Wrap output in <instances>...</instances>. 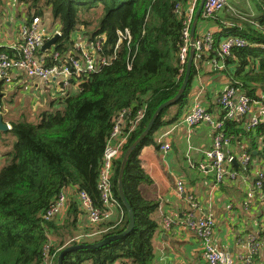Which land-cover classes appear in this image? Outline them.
<instances>
[{
    "label": "trees",
    "instance_id": "1",
    "mask_svg": "<svg viewBox=\"0 0 264 264\" xmlns=\"http://www.w3.org/2000/svg\"><path fill=\"white\" fill-rule=\"evenodd\" d=\"M15 1L26 6L27 22L49 12L59 31L53 48L63 61L65 56L80 54L72 39L75 32H82L87 48L104 59L95 72L80 81L76 91L55 83L57 92L51 105L57 102L60 109L38 111L35 121L27 120L23 113L10 118L8 125L15 139L2 140L6 150L0 167V264H42L46 245L52 264H56L64 247L93 243L126 228L127 210L117 191L120 163L156 109L180 89L188 60L187 57L182 63L179 57L183 45L181 29L190 0ZM236 1L208 18L199 14L197 22L203 20L215 27L211 32L212 47L202 49L198 55L194 52L189 83L182 97L160 112L148 136L126 162L122 189L133 211L134 228L126 237L102 247L68 253L63 264H154L152 237L158 228L154 217L157 202L141 194L140 185L150 182V177L141 164L139 151L144 144L156 145L152 135L161 125L180 120L189 110L194 97L189 98L191 82L202 62L213 59L221 63L213 65V73H224L228 85L248 96L252 105L264 103V0ZM92 22L93 27L87 29ZM226 35L243 38L248 45L232 46L228 54H223L219 43ZM198 37L195 32V39ZM48 51L41 52L49 54ZM0 52L11 53V49L1 47ZM172 107L176 111L169 115ZM215 107L216 113L211 108L208 112L223 121L227 143L248 153L250 159L264 160V123L247 127L244 117L225 118L223 107L218 102ZM140 111L142 116L136 121ZM118 119V136H125V140L113 161L111 191L120 203L121 217L96 227L88 221L78 226L82 211L74 196L68 195L62 213L45 218L66 189L75 194L85 191L94 205L101 207L96 182L105 146ZM249 167L235 155L227 165L235 175ZM235 175L227 179L232 181ZM221 187L225 190L231 186L222 182ZM245 196L247 200V193ZM96 231L101 232L94 234Z\"/></svg>",
    "mask_w": 264,
    "mask_h": 264
},
{
    "label": "crops",
    "instance_id": "2",
    "mask_svg": "<svg viewBox=\"0 0 264 264\" xmlns=\"http://www.w3.org/2000/svg\"><path fill=\"white\" fill-rule=\"evenodd\" d=\"M247 1L249 2V0ZM28 18L25 5L15 0H0V48L20 45L19 28ZM40 28L52 35L58 32L57 23L52 22L48 11L41 17ZM206 30L212 32L215 27L203 20L196 22V35H201ZM72 39L76 47H88L86 38L79 32H75ZM48 50L49 54L41 52L42 49L39 54L50 55L54 48L51 47ZM212 67L210 61L201 63L197 74L193 76L189 91L191 97L189 98L191 100L193 95L197 96L200 103L207 109L211 108V112L214 114L217 110L215 104L218 102V97L228 85V82L224 73H213ZM10 79L7 83L0 81L2 84L0 87V106L2 108L0 113L2 118L3 115L6 118L5 111L9 115L11 108H14V106L22 108L23 103H25V101L19 100L18 106L16 104L10 106V108L4 106L5 101L13 100V94H16L18 91L16 89L20 86L25 89L31 87L32 93L37 90L41 91L43 89L41 87L48 89L50 94L54 91L55 83L50 82L43 86L45 81L25 77L16 70L10 72ZM74 87V85H71L67 89L68 91H75V89H72ZM41 99H43L42 106H45L47 100L44 101L42 97ZM28 102L30 101H26V103ZM33 106L32 101L31 107L33 108ZM256 107L251 106L250 111L244 117L246 122L257 115ZM170 110L169 115L176 111L175 107ZM188 111H184L180 120L161 125L153 133L155 135L152 139L156 142V145L144 144L139 151L141 164L150 177V182L140 185L141 194L145 199L157 202L154 217L158 228L152 237L154 264H205L197 237L181 225V221L192 208L186 201V195L188 194L192 195L195 204L194 215H210L214 218L213 241L217 249L232 254L236 259L239 254L245 251L243 240L248 233L255 234L260 240L264 241V188L262 194H257L250 201L246 200L245 196L255 179L257 171H264L263 158H251L250 167L247 171H238L232 181L228 179L223 181L231 187H225V190L221 187V184L215 187L213 170L205 156L206 151L213 142L212 128L206 123L189 127L184 119ZM8 120L7 118L3 119L7 124ZM3 139L8 140L6 134H2L0 138L1 156L6 150V148L1 149ZM165 143L170 145L168 150L161 149V146ZM226 150L234 153L236 158L241 153V150L235 149L231 144L226 145ZM178 179L182 180L184 185V192L180 194L176 187ZM66 193L67 196L73 195V198L76 199V194L73 191L66 189ZM79 211H81L80 208ZM118 215H120V209H113L110 220H115ZM163 216L172 217L176 221V224H173L168 231H164L162 228ZM78 220V226L87 224V218L81 212ZM255 261L264 264L263 246L255 257ZM236 264H239L237 259Z\"/></svg>",
    "mask_w": 264,
    "mask_h": 264
},
{
    "label": "built area",
    "instance_id": "3",
    "mask_svg": "<svg viewBox=\"0 0 264 264\" xmlns=\"http://www.w3.org/2000/svg\"><path fill=\"white\" fill-rule=\"evenodd\" d=\"M198 0H190L187 15L183 20L181 29V36L183 45L179 52V57L182 63H185L190 51V30L194 19V10ZM229 0H204L201 16L208 18L213 13L222 10L228 5ZM179 6L176 12L179 10ZM40 17H32L20 26L19 33L21 43L18 46L10 47L11 53L0 52V81L3 83L9 82L10 72L18 71L19 74L28 78H38L42 81H49L51 83H63L64 86L70 87L77 85L80 81L91 73L95 72L98 66L104 62V59H99L87 47L80 48V54L73 56H65V61L55 51L50 55L39 54V49L42 47L44 38L52 37L53 35L45 32L40 28ZM56 33H59L56 32ZM50 35V36H48ZM213 35L209 30L204 31L200 37L194 38L193 48L194 52L201 53L202 49H210L213 44ZM248 43L245 39L235 35H226L223 41L219 43L220 51L223 54H228L232 46L245 47ZM50 56L48 61L46 57ZM211 64L216 66L222 65L216 60L211 59ZM218 103L225 110V118H243L250 111L252 102L244 93L234 89V87L227 85L218 97ZM257 106V115L252 118L247 127L264 123V103ZM142 116V111L138 113L136 121ZM185 122L189 127H194L201 123L209 124L213 131V142L211 147L206 151V157L213 170L214 186L220 185L224 180L234 177V173L227 168L229 162L233 159L231 151L226 150L227 139L223 132V121L217 120L213 114L208 112V109L200 103L199 98L194 95L193 102L185 116ZM118 119L112 129V133L105 146L101 165L97 177V190L100 195L101 207L94 205L91 197L85 191L76 192V199L80 210L86 216L90 226L96 227L98 224L110 220L113 209H120V203L114 198L111 191V174L113 168V161L119 154L124 137H119ZM135 121V122H136ZM170 145L165 143L161 146L162 150H168ZM244 165L250 163V155L242 151L237 157ZM256 179L247 190V200L250 201L257 194H262V185L264 180V171H257ZM178 193L184 192V185L182 180L176 181ZM67 198L66 191H62L53 206L47 211L45 218L52 217L56 214L62 213L65 208ZM186 201L192 207L187 215L181 221V225L190 230L198 239L202 251V257L205 264H236V259L239 264H259L256 263L255 257L259 254L262 241L255 234L248 233L244 240L245 251L237 256L235 259L232 254L217 249L213 241L215 221L210 215H194V203L192 195H186ZM121 212V211H120ZM121 214L119 215V218ZM176 221L172 217H162V228L168 231ZM264 230V224H263ZM101 232V231H99ZM99 232H94L98 234ZM93 233V232H92ZM92 233L87 236H91ZM48 245L45 246L44 258L42 264H52L51 255L48 254ZM115 264H128L122 261Z\"/></svg>",
    "mask_w": 264,
    "mask_h": 264
},
{
    "label": "water",
    "instance_id": "4",
    "mask_svg": "<svg viewBox=\"0 0 264 264\" xmlns=\"http://www.w3.org/2000/svg\"><path fill=\"white\" fill-rule=\"evenodd\" d=\"M203 2H204V0L199 1L198 7L194 13V19H193V22L191 25V30H190L191 47H190V52L188 55V60L186 63L184 78H183V81H182V84L180 86L179 91L177 92V94L173 98L165 101L156 109V111L153 113V115H152L151 119L149 120L145 129L135 139V141L127 148V150L124 153L123 158L121 160L119 172H118L117 191H118V195H119L121 203L123 204V206L127 210L128 223H127L126 228L120 233L109 235V236L104 237L103 239L96 241V242H93V243H86V244L85 243H79V244H72V245H68V246L64 247L62 250H60V252L57 256L56 264H63L64 257L70 252H73L75 250H81V249H96V248L102 247L104 245H107L110 242L120 240V239L126 237L127 235H129V233L134 228L133 211H132L128 201L126 200V197H125L123 189H122V176L124 173L125 165H126V162L129 158V156L132 154L133 150L148 136V134H149L150 130L152 129L153 124H154L157 116L160 114V112L164 108H166L172 104H175L177 101H179V99L182 97L184 91L187 88V85H188L189 79H190L191 66H192V62L194 60V54H195L194 48H193V42H194V38H195L194 32H195V28H196L197 19H198L199 14L202 10ZM58 36H59V33H55L52 37L47 39L43 43L41 49L44 50V49H49L51 47H54V44H55ZM7 132H10V126L3 121L2 115L0 113V133L6 134Z\"/></svg>",
    "mask_w": 264,
    "mask_h": 264
},
{
    "label": "rangeland",
    "instance_id": "5",
    "mask_svg": "<svg viewBox=\"0 0 264 264\" xmlns=\"http://www.w3.org/2000/svg\"><path fill=\"white\" fill-rule=\"evenodd\" d=\"M237 1H241V0H237ZM236 1V2H237ZM232 2H233V0H229V3L230 4H232ZM238 3V2H237ZM46 14V13H45ZM51 20H52V18H51ZM40 21H41V18H40ZM52 22H55V21H53L52 20ZM57 23V22H56ZM95 24V22H92L91 24H90V26L87 28V29H91L92 27H93V25ZM81 35H82V32H81ZM50 82L49 81H45V84H43V86L45 85H47V84H49ZM41 88H43L41 91L40 90H37V91H35V92H31L32 91V89H31V87L30 88H23V87H21L20 86V88H18V89H16V94H13L14 95V97H12V99L13 100H11V101H5V103H4V106H8L9 108H10V106L12 107V106H14L15 104L18 106V101L19 100H21L22 102L23 101H25V103H23V106H22V108H18V107H16V106H14V108H11L10 110H9V115L7 114V111H5L4 113H6L5 115H6V118L7 119H10V118H14V119H16V118H18L19 116H20V114H22V113H24L25 112V114H27V116H28V119L27 120H29V121H35L36 120V116H37V111L39 110V111H41V110H46V111H51V112H55L56 110H58V109H60V105H59V103H57V102H54L52 105L51 104H49L54 98L53 97H55V92H57V90L55 91H52L51 92V94L48 92L49 90L48 89H46L45 87H41ZM72 89H75V87L74 88H72ZM19 92V93H18ZM19 94V95H18ZM16 95V96H15ZM50 95H51V98H52V100L50 101ZM41 97L42 98H44V101L45 100H47V102L45 103V106H42V100L43 99H41ZM47 98V99H46ZM30 101V102H28V103H26V101ZM32 101H33V103H34V106H33V108L35 109V110H32L33 108L31 107V105H32ZM9 103H11V105H9ZM4 109V108H3ZM2 110V108L0 109V111ZM13 110H14V113H13ZM18 111V112H17ZM24 111V112H23ZM15 112H17V113H15ZM32 113H34V114H32ZM5 118V116L3 115V119L5 120L6 119ZM6 135H7V137H8V140H14L15 139V136L11 133V132H7L6 133ZM154 135L155 134H153L152 135V137H154ZM2 150H4L5 149V147L4 146H2V148H1ZM4 164V158H2V156H1V154H0V167L2 166Z\"/></svg>",
    "mask_w": 264,
    "mask_h": 264
}]
</instances>
